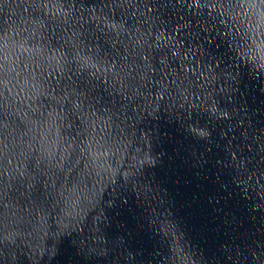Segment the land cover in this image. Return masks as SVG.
Instances as JSON below:
<instances>
[{"label":"water","instance_id":"obj_1","mask_svg":"<svg viewBox=\"0 0 264 264\" xmlns=\"http://www.w3.org/2000/svg\"><path fill=\"white\" fill-rule=\"evenodd\" d=\"M0 264H264V0H0Z\"/></svg>","mask_w":264,"mask_h":264}]
</instances>
